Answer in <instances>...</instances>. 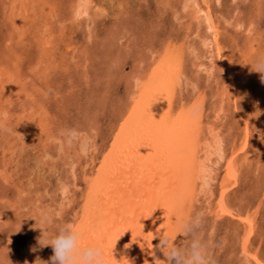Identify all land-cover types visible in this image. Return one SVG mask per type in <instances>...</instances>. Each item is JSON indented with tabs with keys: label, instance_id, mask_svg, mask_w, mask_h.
<instances>
[{
	"label": "rangeland",
	"instance_id": "obj_1",
	"mask_svg": "<svg viewBox=\"0 0 264 264\" xmlns=\"http://www.w3.org/2000/svg\"><path fill=\"white\" fill-rule=\"evenodd\" d=\"M74 1L0 0V262L49 264L54 250L51 245L46 244L63 225L75 224L83 204V195L88 192L84 172L97 171L103 156L112 145L113 133L119 126V110L123 105L129 104L130 97L132 98L130 91L134 87L132 83L135 73L137 70L150 69L153 63H156L157 57L169 47L182 50L186 78L198 81L189 84L184 78L180 91L188 95L187 99L192 102L202 99L203 111L205 110L202 115L204 131L207 133L209 128L214 126L220 133L226 132L221 136L229 152H225L228 157L232 153V146H235L237 151L247 141L245 151L238 155L240 177L227 194V200L230 199L231 203L230 205L228 202L231 210L229 212L234 214L225 213L223 216L217 213L221 194L220 183L228 157L224 154L227 158L218 160V155H213L211 161L202 153L200 159L210 160L211 166L213 165L211 169L217 167L211 174L212 177L215 176L211 180L213 183L210 181L213 187L209 185L206 189L196 190L195 195L198 196L195 198L194 195L185 218L196 213L203 214L199 236L207 243L214 264H257L246 260V253L243 252L242 242L247 227L245 229L239 215H246L247 211L258 209L248 250L257 252L264 260V83H261V74L254 71L256 58L264 55V0H208L218 26V42L228 60L227 63L230 62V67L221 62L215 47L211 45L212 36L206 28L203 14L197 18L195 9H192V3L188 0H90L89 17L80 15L79 18L76 14L79 0ZM199 2L201 3V0ZM98 6L101 11L96 10ZM198 53L200 54L197 55ZM72 59L73 62H70ZM60 62H63L62 65ZM11 98L13 100L10 102ZM39 105L48 109L45 115L51 129L47 132L34 127L37 125H34L36 120H25V116L28 117L25 113L34 115L35 113L30 112L31 107L37 110ZM3 108L5 111H1ZM209 108L212 110L209 111ZM7 118L12 122L9 123ZM20 120L24 123H19ZM22 124L28 129L25 132L21 130ZM5 125L6 128H3ZM9 127L10 130L16 129L10 131ZM84 131L89 132L92 137L90 141L86 139L90 142L86 143V154L85 145L81 142ZM20 134H24V137ZM226 137L231 139H225ZM4 138L10 140H3ZM202 143L204 144V141ZM73 171L75 172L71 173ZM42 209L53 215L51 224L41 223L39 212ZM220 216L222 217L218 218ZM176 236L177 246L187 244L188 240L182 234L177 233Z\"/></svg>",
	"mask_w": 264,
	"mask_h": 264
},
{
	"label": "bare ground",
	"instance_id": "obj_2",
	"mask_svg": "<svg viewBox=\"0 0 264 264\" xmlns=\"http://www.w3.org/2000/svg\"><path fill=\"white\" fill-rule=\"evenodd\" d=\"M188 1H189V3H192L191 7H192V9H195L194 13H195V16L197 18L201 14H203L202 16L205 19L206 28L212 36L211 40L213 42L211 43V45L213 44V46L215 47V49L217 51L216 53H218V57L221 60V62L225 63L226 65H228L230 67V62L227 63L228 60L225 58V54L222 53V51H221L222 49H221V46L219 44L220 42H218V39H219L218 38V34H219L218 33L219 32L218 26L216 25V22H215V18H214L215 15H213L211 13V10L209 8V3H208L209 1L208 0H201L202 4L199 2V0H188ZM51 3H52V1H51ZM23 5L25 6V4H23ZM26 6H28V5H26ZM52 6H53V3H52ZM30 7H29V9L28 8L27 9L30 10L31 9ZM72 7L70 8V10L72 9ZM89 8H90V0H79L78 6L76 7V14L78 15V18L80 15H85V17H86V15H88ZM97 9L100 10V7L96 8V10ZM126 9H128V8H126ZM48 11H46V12H48ZM26 12H24V13H26ZM21 14L19 16H21ZM72 14H74V13H72ZM89 14H91V13H89ZM92 16H94V15H92ZM92 16H91V19H92ZM87 17H89V15ZM22 18H25V17H22ZM35 19H37V18H35ZM51 20H52V18H51ZM86 20H87V18H86ZM201 21H202V19H201ZM242 22H243V20H242ZM3 24H5V22ZM92 24H93V22H92ZM185 26H187V25H185ZM250 28H252V27H250ZM44 31H46V30L44 29ZM198 31H199V29H198ZM187 33H189V32H187ZM256 35L258 36V34H256ZM49 36H51V35L49 34ZM194 38H195V36H194ZM26 40H27V38H26ZM47 43L49 44V42H47ZM50 43H51V41H50ZM68 47L69 46H67V48ZM176 48H178V47H176ZM179 48H181V47H179ZM197 50H199V49H197ZM224 50H226V49H224ZM73 51H75V50H73ZM204 51H206V50H204ZM39 53H40V51H39ZM45 54H46V52H45ZM74 54H76V53H74ZM199 54L200 53H198L197 55H199ZM92 55H94V54L92 53ZM81 57H82V55H81ZM226 57H227V55H226ZM63 58H64V56H63ZM89 59H91V58H89ZM182 59L183 58H182V50L181 49H177V50L175 49L174 50V48L171 49L169 47L166 49L165 52H162V54L157 57L156 63H153V65L150 67V69H145V70H143L144 72L137 70V72L134 75V80L132 83V85L134 84V87H132V89H131L132 91H130V93H132V98L130 97V99H131L130 103L127 104L126 106L123 105L122 108L120 107L121 109L119 110V116H118V117H120L119 121H118L119 126L117 127L116 132L113 133V135H114V138L112 137L114 140L113 143H111V141H110V143L112 145L109 144V146L110 145L111 146H110V148L108 147L109 149L106 152V154L103 156V159H102L100 166L97 169V171L92 170L93 172H91V173L84 172V179L87 181L88 192L87 193L85 192L86 194L83 195L84 200H83L82 207L80 208V212L77 215L78 216L77 220L74 222L75 224H72V226H74L76 228H83L86 230L85 244H102L104 249H105L106 255L109 257L110 260H111V250H112L113 258L117 261V264H121V261H123V260H128L130 262V264H155V260H157V259L165 260L166 257L164 256L163 252L161 251V248L164 246L162 244L163 236L164 235L168 236L170 238V242L173 241L174 244H175V242L178 241L177 239H175V238H178V236H176L177 230H176V223H175V220L173 218V213H175L177 215H183L185 217L186 214L188 213V212H186V210L188 209V207H190V203L193 200L194 195L197 194L196 190H199V188L204 189L206 186H208V187L212 186V185H210V181L212 179H214L215 176H213L214 177L213 178L211 174H212L213 169H215L214 171H216L217 167L214 165L216 168L214 167L213 169H211L213 166V165L211 166V164H210V163H212V162H210V160L212 159L211 156L213 157V155H218L217 156L219 158L218 160L226 159L228 157L225 154V152L226 153H229V152H227V150H226L227 147L225 146L224 138L221 136L222 134L226 133V132H224L225 130H227L226 127H225V130L222 129L224 133H222V132L220 133L219 132L220 130H217V128L214 126L210 127L208 132L206 133L204 131V125L205 124L203 123V119H202L203 112L205 111V110L203 111L202 99H199V100L192 102V100L187 99L188 95L186 96L185 93L183 94L182 90L180 91L181 86L184 82L183 80H184V78H186V75H187L186 70L184 69V64H183L184 59L183 60ZM46 61H48V60L46 59ZM70 62H73V59ZM62 63H61V65H62ZM83 66H85V65H83ZM51 67H52V65H51ZM199 67H201V66H199ZM209 67H210V65H209ZM46 68H48V67L46 66ZM35 70L37 71V69H35ZM83 70H84V68H83ZM139 70H140V68H139ZM226 70H228V69H226ZM203 71L204 70H202V72ZM10 72H12V71H10ZM202 72H200V73H202ZM225 72H227V71H225ZM13 77H14V75H13ZM13 77H12V79H13ZM9 79H11V78H9ZM186 79H187L186 80L187 83H189V84H191V83L194 84V83L198 82L197 80L191 79L189 77ZM199 79H200V77H199ZM208 79H209V77H208ZM220 79H222V78H220ZM33 81H35V80H33ZM36 81H38V80H36ZM6 82H8V81H6ZM30 82L33 83L32 81H30ZM10 83L11 82H9V84ZM23 83H24V81H23ZM27 84H29V83H27ZM43 84H45V83H43ZM227 85H228V83H227ZM13 86H16V85H13ZM37 87H40V86H37ZM17 88H19V87H17ZM28 88L31 89V87H28ZM92 88L93 87H91V89ZM3 89H4V87H3ZM42 89H43V87H42ZM25 92H27V90ZM30 93L31 92H29V94ZM191 93H192V91H191ZM234 93H235V91H234ZM1 95H3V94H1ZM4 95H6V94H4ZM192 96H194V95H192ZM38 97H40V96H38ZM189 97L191 98V96H189ZM1 99H2V97H1ZM45 99H47V98H45ZM11 100H13V99L11 98L10 102H11ZM28 100H29V97H28ZM127 100H125V101H127ZM26 101L27 100L25 99V102ZM33 101H34V99H33ZM6 102L7 101L5 100V103ZM25 102L22 101V103H25ZM43 105H39L37 107V110L34 107H31L32 111H30V112L35 113L34 114L35 116L25 113L28 116V117L25 116V118H27L25 120L28 122L31 121V119L36 120L34 125L35 124H37V125H35L34 127L35 128L38 127V130H40V131H46L47 132L48 129H51V125H49L50 123H48L47 115H45V111L48 109L43 107ZM90 105L91 104H89V106ZM83 106H85V105L83 104ZM116 106H117V104H116ZM176 106H177V108H176ZM28 107L30 109V105ZM1 109H2V106H1ZM10 109H8V110H10ZM206 109H208V108L206 107ZM8 110H6V111H8ZM210 110H212V109L209 108V111ZM1 111H5V109L3 108V110H1ZM217 111H219V110H217ZM5 114H6V112H5ZM22 114H24V113H22ZM239 115H240V113H239ZM90 116H92V115H90ZM109 118H111V117H109ZM109 118H108V120H109ZM16 119L18 120V118H16ZM16 119H14V120H16ZM112 119L113 118H111V120ZM3 120H5V119H3ZM45 120H47V121H45ZM218 120L219 119H217V121ZM246 120H247V118H246ZM8 121H9V119H8ZM247 121H249V119ZM10 122H12V121H9V123ZM21 122H23V121L20 120L19 123H21ZM92 122L94 123V121H92ZM241 122H242V120H241ZM225 123H227V122H225ZM96 125H97V123H96ZM29 126H31V123ZM86 127H87V125H86ZM3 128H6V125H5V127L3 126ZM247 128H248V124H247ZM15 129L13 128L11 130H15ZM4 130H6V129H4ZM9 130H10V127H9ZM21 130H23L24 132H25V130H28L27 128H25V124L23 125V127H21ZM6 131H8V129ZM243 131H245V130L243 129ZM24 132H22V133H24ZM204 132L206 134H204ZM11 133H10V135H12ZM16 133L17 132H15L14 134H16ZM6 135H7V133H6ZM23 135L20 134V136H23ZM90 135L91 134L89 132L84 131V133H82V137H81L82 141L81 142H83L84 145H86V143L89 142L90 139L92 138ZM227 135H229V133H227ZM1 136H3V135H1ZM248 136L249 135L247 134V138H248ZM230 137L232 138L233 136L231 135ZM51 138H52V136H51ZM202 138L204 139L203 140L204 144L202 143L203 142ZM227 138L228 137H226L225 139H227ZM7 139L8 138H4L3 140H7ZM86 139H89V141H86ZM241 139L243 140V138H241ZM8 140H10V139H8ZM233 141L235 142L234 139H233ZM246 142L247 141H245L244 145H241V143H242L241 142L240 145L243 147L239 148L240 146H238L239 149L237 151L235 150L236 149L235 146L231 147L232 153H231V155L229 154L230 157H228V159H227V165L225 168V173H224L223 178H221V183H220V193L221 194H220V198L218 200V208L219 209L217 212L219 215L224 216L225 213L231 212L230 207L228 206V202L230 203V199L227 200L228 199L227 196H229L227 194H228V191L232 187H234V185H236V183L238 182V177H240L238 175L239 167L237 165L238 161H239L238 155L242 151H245L244 149L246 148ZM62 146H61V148H63ZM80 146H82V145H80ZM107 146H108V144H107ZM11 147H12V145H11ZM93 149H95V147ZM202 153L204 154L205 158H207V159L209 158L210 160L200 159L201 158L200 155H202ZM224 154L227 157H224ZM250 155H251V153H250ZM243 158H244V156H243ZM243 160L245 161V159H243ZM57 164H58V162H57ZM214 164H217V163H214ZM49 166H50V164H49ZM65 166H67V165H65ZM73 169H74V167H73ZM74 172L75 171H73L71 173H74ZM73 175H75V174H73ZM216 176H218V175H216ZM214 183H216V182L214 181ZM15 187H16V185H15ZM84 188H85V186H84ZM199 192H201V191H199ZM205 193H207L206 190H205ZM209 193H212V192L210 191ZM198 194H200V193H198ZM80 196H78V197H80ZM197 196L198 195H195V198ZM1 197H3V195ZM193 202H195V201H193ZM230 205H231V203H230ZM198 206H199V204H198ZM207 206H208V204H207ZM211 207H212V204H211ZM229 210H230V212H229ZM247 212H246L247 214L245 213L246 215H239L238 214L239 217L242 219L243 226L245 227V229L247 227V229L244 233L243 242H242L243 243V249H244L243 252L246 253V256H247L246 260L252 261L254 263L256 262L257 264H264V260H262L259 257L257 252L252 253L250 250H248V244L250 243L252 234L254 233L253 231L255 229V222H256V217L258 216L257 215L258 209L252 210L251 212L250 211H247ZM189 214H191V213H189ZM233 214H231V215H233ZM27 216H28V214H27ZM221 217L222 216H220L218 218H221ZM235 217H237V216H235ZM75 219H76V217H75ZM8 223H10V222H8ZM18 228H20V227H18ZM181 239H182V237H181ZM20 248H21V246H20ZM20 248H18V249L20 250ZM23 252H24V250H23ZM111 264H116V262L111 261ZM125 264H126V262H125Z\"/></svg>",
	"mask_w": 264,
	"mask_h": 264
},
{
	"label": "clouds",
	"instance_id": "obj_3",
	"mask_svg": "<svg viewBox=\"0 0 264 264\" xmlns=\"http://www.w3.org/2000/svg\"><path fill=\"white\" fill-rule=\"evenodd\" d=\"M254 71L261 74V83H264V55L256 58ZM90 143V142H89ZM88 145H85V154ZM39 217L41 223L51 224L54 217L46 210H40ZM178 234H182L188 240L185 246H177L170 242L168 236H163L161 248L165 260H155V264H214L209 253L208 245L200 236L199 231L203 225V214L185 218L183 215L173 213ZM86 230L76 228L72 225L61 227L46 245H51L54 255L50 258L49 264H111L117 261L113 258L111 250V260L106 255L102 244H85ZM113 249V248H112ZM130 264L128 260L121 261V264ZM2 264V262H0Z\"/></svg>",
	"mask_w": 264,
	"mask_h": 264
}]
</instances>
